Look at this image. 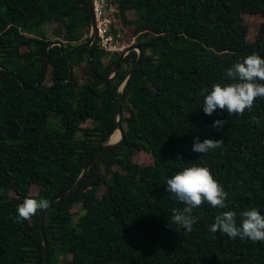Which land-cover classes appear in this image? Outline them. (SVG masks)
Returning a JSON list of instances; mask_svg holds the SVG:
<instances>
[{
  "label": "trees",
  "instance_id": "16d2710c",
  "mask_svg": "<svg viewBox=\"0 0 264 264\" xmlns=\"http://www.w3.org/2000/svg\"><path fill=\"white\" fill-rule=\"evenodd\" d=\"M109 1L124 22L145 30L135 43L139 62L121 92L124 137L92 163L75 190L44 210L48 264H264V242L209 230L220 211L236 212L237 224L249 208L264 215V98L242 116L220 109L209 116L200 95L204 87L228 83L225 71L246 56L264 58V0ZM127 11L135 17L128 20ZM246 15L262 19L252 41ZM33 17L35 35L20 50L21 29ZM53 21L63 25L56 31L61 39L41 28ZM84 27H90L86 0H0V264H44L39 210L17 223L18 205L67 191L117 128V86L138 53L129 50L103 79L121 55L102 65L95 40L89 67L86 42L73 44ZM80 62L94 84H77L73 70ZM217 119L227 121L223 128L213 127ZM87 120L92 125L81 126ZM196 137L223 144L196 153ZM137 150L148 152L152 163L134 162ZM194 163L210 169L230 207L205 202L193 210L197 223L188 232L171 223L172 209L184 205L166 180ZM32 185L39 188L35 195ZM85 201L74 219L71 206Z\"/></svg>",
  "mask_w": 264,
  "mask_h": 264
},
{
  "label": "clouds",
  "instance_id": "9594fccd",
  "mask_svg": "<svg viewBox=\"0 0 264 264\" xmlns=\"http://www.w3.org/2000/svg\"><path fill=\"white\" fill-rule=\"evenodd\" d=\"M228 83H215L211 89L200 90L203 96V111L213 115L217 109L226 111L229 115H243L245 110H251L257 97L264 98V58L256 53L246 56L242 61L229 67L224 73ZM255 119V118H254ZM257 122H259L257 120ZM225 120L217 119L213 127L223 128ZM223 139L194 138L192 151L207 154L210 150L220 148ZM167 191L184 207L172 209L171 223L188 232L193 230L197 218L193 210L205 202L217 209H228V192L213 176L210 169L199 163L184 167L166 180ZM47 199L26 197L17 207V223L30 220L38 210H47ZM241 222L237 224V213L231 210L220 211L214 222L209 226L211 233L220 232L231 239L264 242V215L255 208L240 213Z\"/></svg>",
  "mask_w": 264,
  "mask_h": 264
},
{
  "label": "rangeland",
  "instance_id": "374dc122",
  "mask_svg": "<svg viewBox=\"0 0 264 264\" xmlns=\"http://www.w3.org/2000/svg\"><path fill=\"white\" fill-rule=\"evenodd\" d=\"M38 15H41V14H38ZM126 15L128 17V20L130 17L132 18L135 17V15L129 11L126 12ZM116 17L120 20L122 19L121 18L122 15H120V12L119 14L116 13ZM33 19H35V17H33L32 19L29 18L27 26L22 27L21 29L22 32L18 40V45H19L20 50H25L27 38L29 36L35 35L34 32H30V27H29L30 26L29 23ZM242 21L247 26L246 39L252 41L255 37V34L257 33V30L259 28V25L262 19L259 15H246V16H242ZM122 22L123 23L121 25L118 24V30L121 33V38H119L120 42L118 43V46L123 47V49L114 51V52H107L98 45V48L102 50V51H98L99 52L98 60L100 63H102V65L108 63V60L113 55H116V56L123 55L124 56V54H126L129 51L128 49L132 47H134L133 49L135 51L138 50L137 47H135V43L138 40V38L141 37L142 33L145 32V30L138 31V29L140 28H138V26L133 24V22H131L130 20L129 22H124L122 20ZM62 26L63 25L61 22L53 21L51 23H46V24L41 25V28L42 30L45 31L46 36L48 38L52 40H56V39H61V35L57 33L56 31L57 29H62ZM89 33H90V27L89 28L84 27L81 30V33L79 34L78 40L73 42V44L87 42V37L89 36ZM73 75L75 77V80L77 81V84L81 83L83 80H88L92 84L95 83L94 78L85 68V62H80L79 64L75 65L74 70H73ZM124 81L125 80L122 79V81L119 83V85L117 86V91L121 89V86L124 84ZM51 82H52L51 67L49 66L46 71L45 83L50 84ZM75 86L76 84L68 85V95H70V97L73 95V89L75 88ZM127 115H128L127 112L124 111L123 116L126 117ZM121 116H122L121 114L118 115L119 119H121ZM91 125H92V122L90 120H87L86 122L81 124V126L83 127H90ZM51 126L56 128L60 126V123L59 122L55 123L54 121H52ZM133 161L139 164H151L152 158L148 152L137 150L133 157ZM38 189L39 188L37 185H32L30 188V195H35ZM103 189H104V186L100 185L97 190V194H96L97 197L101 195ZM87 205H89V201H85V203H76L71 206L70 211L73 213L74 219H76L81 213L84 212L85 208H87ZM32 221H34V219ZM62 264H66V261H64Z\"/></svg>",
  "mask_w": 264,
  "mask_h": 264
},
{
  "label": "water",
  "instance_id": "95a60500",
  "mask_svg": "<svg viewBox=\"0 0 264 264\" xmlns=\"http://www.w3.org/2000/svg\"><path fill=\"white\" fill-rule=\"evenodd\" d=\"M87 1V8H88V12H89V18H90V33H89V36H88V40L86 42V45L88 47V65L89 67H91V55H92V52H93V46H94V41H95V34H96V29H95V21H94V16H93V11H92V0H86ZM54 45L53 43L49 45L48 49ZM137 47V53H138V56H137V59L134 63V65L132 66V68L130 69V71L128 72V74L124 77V84L121 86V89L119 90V95H118V106H117V128L120 132V137L118 140H115L113 141L111 139V136L109 137V140L107 141V143L100 149V151H98L96 153V155L94 157H92L83 167L80 175L78 176L77 180L75 181V183L67 190L65 191L64 193H62L61 195H59L58 197H55V198H52L50 201H49V205L51 203H54L56 202L58 199L62 198L63 196H65L66 194H69L71 191L75 190L76 187L79 185L80 181L82 180V178L84 177V175L86 174V172L88 171L89 167L92 165L93 162H95L109 147H111L112 145H115L117 143H119L123 137H124V134H123V128L121 126V122H120V119L118 117L119 113H120V99H121V92H122V89H123V86L125 85L126 83V80L128 78V76L134 71V68L137 66L138 62H139V59H140V56H141V47L139 46H135ZM134 47L130 48L129 50L133 49ZM123 55H121V57L114 63V65L112 66L111 68V71H110V74L103 77V79H106V78H111L113 75H114V72L116 70V67L118 65V63L120 62V60L122 59ZM92 72L95 74V75H98L97 72L91 68ZM113 72V73H112ZM115 129V130H116ZM114 130V131H115ZM43 212L44 210H39V222H40V231H41V235H42V242H43V249H44V264H48V256H47V244H46V238H45V233H44V230H43Z\"/></svg>",
  "mask_w": 264,
  "mask_h": 264
},
{
  "label": "built area",
  "instance_id": "2783aa9c",
  "mask_svg": "<svg viewBox=\"0 0 264 264\" xmlns=\"http://www.w3.org/2000/svg\"><path fill=\"white\" fill-rule=\"evenodd\" d=\"M92 11L97 44L107 52L122 50L123 47L118 46L119 38H121L118 24L123 23L122 19L116 17V13L119 14V11L109 0H92Z\"/></svg>",
  "mask_w": 264,
  "mask_h": 264
},
{
  "label": "bare ground",
  "instance_id": "6f19581e",
  "mask_svg": "<svg viewBox=\"0 0 264 264\" xmlns=\"http://www.w3.org/2000/svg\"><path fill=\"white\" fill-rule=\"evenodd\" d=\"M119 137H120V132H119L118 129H116V130L113 132V134H112V136H111V139H112L113 141H115V140H118Z\"/></svg>",
  "mask_w": 264,
  "mask_h": 264
}]
</instances>
